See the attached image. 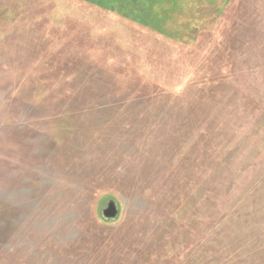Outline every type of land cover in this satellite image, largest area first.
<instances>
[{"label":"rangeland","instance_id":"374dc122","mask_svg":"<svg viewBox=\"0 0 264 264\" xmlns=\"http://www.w3.org/2000/svg\"><path fill=\"white\" fill-rule=\"evenodd\" d=\"M134 1L0 0V264H264V0Z\"/></svg>","mask_w":264,"mask_h":264},{"label":"trees","instance_id":"16d2710c","mask_svg":"<svg viewBox=\"0 0 264 264\" xmlns=\"http://www.w3.org/2000/svg\"><path fill=\"white\" fill-rule=\"evenodd\" d=\"M92 1L98 5H101L103 8H106L109 11L116 13L117 15L126 16L127 18L133 21L136 19V17L133 15L129 16L128 14H125L126 13L125 10L127 9V7H131L132 4H138L139 3L138 1L137 2L136 1L133 2V0L131 1L130 0H92ZM149 1L150 3L147 4L146 8L140 11V13L142 12L140 16L142 17L143 12H145V19H147V21L141 22V24H144V26L156 30L157 24H163L165 21H167V19H174V20L176 19V10H177L176 7H179L177 5L178 0H149ZM142 2H144V0ZM138 5L140 6V4Z\"/></svg>","mask_w":264,"mask_h":264},{"label":"water","instance_id":"95a60500","mask_svg":"<svg viewBox=\"0 0 264 264\" xmlns=\"http://www.w3.org/2000/svg\"><path fill=\"white\" fill-rule=\"evenodd\" d=\"M119 212L115 205V203L111 202L109 204V208L104 212V216L108 219H115L117 218Z\"/></svg>","mask_w":264,"mask_h":264}]
</instances>
